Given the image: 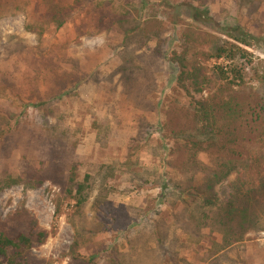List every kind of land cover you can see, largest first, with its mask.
Wrapping results in <instances>:
<instances>
[{"label": "trees", "instance_id": "1", "mask_svg": "<svg viewBox=\"0 0 264 264\" xmlns=\"http://www.w3.org/2000/svg\"><path fill=\"white\" fill-rule=\"evenodd\" d=\"M39 1L49 7L25 26L36 37L33 58L45 55L44 33L78 20L81 35H119L117 63L104 72L84 73L75 61L71 70L59 73L57 65L52 75L46 60L42 70L25 76L29 87L22 89L15 87V74L0 72V100L7 103L0 106V144L10 142L4 139H12L32 111L34 125L25 142L38 154H21L15 174L4 166L0 191L18 184L35 188L44 181L62 187L73 202L68 213L73 241L63 253L67 264H237L230 250L249 232L264 230V60L245 49L257 38L239 26L214 24L220 37L185 23L170 48L167 33L177 28L178 15L169 21L145 17L141 6L147 0L118 5L114 0ZM238 1L264 5V0ZM179 6L195 22L210 19L190 0ZM14 9L27 15L23 8ZM5 41L6 59L17 54L19 59L26 43L17 35ZM165 62L176 69L171 91L186 103L167 94L157 103L151 99L159 91L157 75ZM249 80L257 85L248 88ZM80 84L104 86L132 114L135 129L122 162L96 164L78 157L80 128L65 125V114L55 107L78 100ZM115 109L108 106L107 121L92 124L101 147L112 134ZM158 111L163 118L149 121L146 115ZM147 148L159 158L158 168L140 160ZM124 172L137 185L152 182L158 194L136 196L138 205L135 198L114 205L108 199L114 187L107 179ZM60 213L57 205L54 215ZM103 233L110 235L108 242L89 245ZM53 234L31 211L15 208L0 217V264H53L52 258L33 253Z\"/></svg>", "mask_w": 264, "mask_h": 264}, {"label": "rangeland", "instance_id": "2", "mask_svg": "<svg viewBox=\"0 0 264 264\" xmlns=\"http://www.w3.org/2000/svg\"><path fill=\"white\" fill-rule=\"evenodd\" d=\"M122 1L124 0H114V3L118 5ZM164 1H169L170 6L166 5ZM184 1L186 0H147L145 5H140L142 15L145 17L156 16L169 21L172 18L176 19L178 15L177 28L174 32L167 33L170 48L176 47L178 34L185 23L199 26L202 30L220 37H224V35H221L217 28L215 29L214 24L239 26L257 38L250 48L245 49L254 57L264 60V5L247 7L238 0H190L197 6H201L210 17L205 23H199L182 11L183 8L179 5ZM45 7L49 6H45L39 0H0V72L15 74L13 79L16 88L29 87V82L25 76L34 70H42L40 69L41 66H46L47 63L52 66L53 71L50 72L52 75L57 69V65L60 67L59 73L64 69L71 70V64L75 61L78 62L80 70L84 73L94 70L104 72L116 65L119 35L115 32H110L108 35H81L78 31L80 25L78 20L66 23L58 31L48 30L44 33L41 43L45 47V55H38L36 59L33 58L37 41L33 34L25 31V26L35 23L36 16L45 11ZM14 8L25 9L27 15L16 12ZM81 22L85 25L87 21L83 19ZM80 32H82V29ZM12 35L19 36L27 45L20 55L21 59H17L18 54L17 56L11 55L6 59L4 53L6 52L4 49L5 40ZM50 55H52L51 58ZM174 71H176L175 66L164 63L162 72L157 75L159 91L151 96L154 102L161 101L163 96L167 94L172 99L177 98L181 103H186L183 96L176 95L170 89L172 86L169 87L172 84ZM51 77L50 83L53 81ZM256 85L255 81L249 80L247 82L248 88ZM78 86V100H63L55 107L57 111L65 114V125L80 128L76 148L78 157L82 162H95L96 164L107 161L122 162L126 153L127 139L135 129L130 120L132 114L124 112V109L120 107L121 104L116 103L118 95L112 99V93L104 86L83 84ZM5 104H7L5 101L0 100V106H5ZM50 105L55 104L50 103ZM108 106L110 110L112 107L116 108L114 110L116 119H114V116L111 118L109 126L113 130L112 134L108 137L106 145L101 147L95 142L96 130L92 127V124L107 121ZM146 117L151 122H157L160 118H163V114L158 111V113H152L146 115ZM33 120L34 113L32 111L28 112L25 120L21 123L19 131L13 135L12 139H4L10 142L0 144V170L7 166L9 171L15 174L18 170L17 165L21 154H30L32 158L38 155L33 146H28L25 142L29 132L28 129L34 125ZM152 141H155V137ZM143 150L144 152L139 153V158L146 167L156 166L157 164L160 166L159 158L153 157L151 148ZM158 166L156 167L158 168ZM140 169V167H134L132 170L139 172ZM84 170L83 166L80 175L83 174ZM171 174L173 172L169 171V175ZM107 180L108 184L114 187L108 193V199L114 205L130 203L136 196L143 198L155 196L159 192L158 188L151 184L152 182L137 185L139 181H131L126 172L117 174ZM124 189L130 193H126ZM94 194L95 191L92 195ZM72 204V200L66 197L62 187L51 184L49 181H44L35 188H27L18 184L0 191V217H4L8 212L22 206L35 215L43 228L54 232L42 246L33 249V253L37 256L52 258L54 260L53 264H67L68 262L63 253L68 251L73 241V230L68 219ZM135 204L138 205L139 201ZM57 205L60 206L61 213L55 216L54 212ZM109 240L110 235L103 233L91 239L89 245L95 246ZM229 254L238 261L237 264H264V230L249 232L246 235V240L237 247L232 248ZM57 259H60V261Z\"/></svg>", "mask_w": 264, "mask_h": 264}]
</instances>
